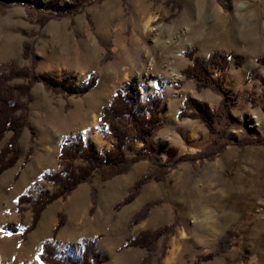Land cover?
Here are the masks:
<instances>
[{"label":"rangeland","instance_id":"rangeland-1","mask_svg":"<svg viewBox=\"0 0 264 264\" xmlns=\"http://www.w3.org/2000/svg\"><path fill=\"white\" fill-rule=\"evenodd\" d=\"M50 1L0 5V67L21 72L9 84L27 85L33 75L57 79L51 88L32 83L27 106L35 136L31 141L29 128L22 129L19 158L0 173V214L7 221L0 225V264H40L37 253L60 215L65 224L55 240L76 263L80 240L97 238L101 264H264V0ZM214 52L216 67L207 63ZM192 65L213 84L198 87L187 78L183 70ZM93 75L96 84L78 93ZM125 83L135 85L139 101L155 100L158 91L162 96L153 154L106 180L93 172L47 204L23 236L21 223L29 226L33 212L29 203L18 205V196L35 183L37 191L54 192L42 175L59 169L64 139L83 142L96 158L115 145L101 113ZM215 85L228 94L221 115ZM193 111L211 114L215 131L191 117ZM11 136L1 139L0 150ZM130 145L129 158L146 152L140 140ZM150 174L164 177L117 207ZM146 205L145 217L132 223ZM167 226L172 233L160 235L152 250L123 248L129 237ZM209 253L214 257L200 260Z\"/></svg>","mask_w":264,"mask_h":264},{"label":"trees","instance_id":"trees-1","mask_svg":"<svg viewBox=\"0 0 264 264\" xmlns=\"http://www.w3.org/2000/svg\"><path fill=\"white\" fill-rule=\"evenodd\" d=\"M13 0H0V5ZM26 1V0H24ZM59 0H51L50 5H54ZM75 1V0H74ZM77 1V0H76ZM59 15V14H58ZM28 45H26V50ZM218 52L212 53L207 63L216 67L218 62ZM18 71L10 69L9 72L0 67V141L5 134L12 131L8 143L0 150V173L12 167L19 158L18 139L24 127H28L31 133V141L35 136V130L28 121V100L29 90L32 83L36 80L42 81L47 87L51 88V84L57 79L48 75H33L31 82L27 85H10L9 80L15 76L20 75ZM183 74L187 78H192L198 87H208L213 84L200 67L195 65L188 66L183 70ZM96 84L95 76H91L86 84L78 89V93H84ZM218 93L222 95L220 103V110L217 114L221 115L228 98V94L223 86L215 85ZM135 85L125 83L122 88L116 90L110 99V102L103 107L101 115V123L105 124L107 131L114 137L116 143L109 149L103 157L96 158L91 150L84 145L83 142L76 143L71 138L64 139L59 146V169L53 173L45 172L42 178L50 180L55 184L53 193L46 191H37L35 187L39 184L35 183L28 191L18 196V205L29 203L32 207V222L29 226H24L22 235L25 236L29 231L33 230L39 220L42 210L47 204L59 197H65L73 191L78 184L86 181L93 172L100 171L103 180L109 179L116 174L126 172L130 165L139 159L149 158L154 152V146L151 138L155 130L161 124V117L159 114V105L162 101L160 92H157L155 100L148 99L147 101H139L136 99ZM25 99V102L22 99ZM189 99L187 103L189 104ZM138 110L145 111V115L138 114ZM147 113L149 114L147 116ZM185 111L180 113L184 116ZM193 118H200L213 133L215 131L213 125V116L203 111H193L190 114ZM130 131L133 132L131 136ZM140 140L143 142V149L146 152H138L134 157L129 158L127 151L133 150L130 141ZM172 151L175 148H171ZM33 146L30 144L28 148V158L31 157ZM171 151V154H172ZM173 156L170 155L169 157ZM28 160V159H27ZM77 161L79 163H77ZM163 175L150 174L137 180L129 195L122 203L117 204L120 207L123 204L130 203L140 192L143 184L150 180H163ZM36 195V196H35ZM96 190L92 187L91 197L93 203L95 202ZM20 208V207H19ZM21 209V208H20ZM93 209V208H92ZM147 205L144 206L132 218V223L139 222L145 217ZM65 224L63 215L59 216V221L53 229L50 239L42 242L40 250L37 253V259L40 264H101V254L97 250V238L89 239L82 238L80 240V261H76L68 254L67 250L59 249L60 242L56 241V234L60 228ZM172 226L157 229L156 231L145 230L140 232L137 236L129 237L124 243L123 248L126 247H142L147 250H152L155 246L157 238L165 233H172ZM225 239L219 245V251L225 249ZM214 257L213 253H209L200 260H209ZM197 261V260H196ZM147 262V258L142 260V263ZM198 262H195L197 264Z\"/></svg>","mask_w":264,"mask_h":264},{"label":"bare ground","instance_id":"bare-ground-1","mask_svg":"<svg viewBox=\"0 0 264 264\" xmlns=\"http://www.w3.org/2000/svg\"><path fill=\"white\" fill-rule=\"evenodd\" d=\"M141 14V13H140ZM141 17V16H140ZM153 17H149L146 21H144V26L143 27H145V29L146 30H148L149 29V27H150V24H151V22L153 21ZM141 20V19H140ZM140 24V23H139ZM5 217V215L4 214H0V225H5V223L7 222L6 220L4 221L3 220V218ZM6 228L7 227H2V229L3 230H6ZM177 249L176 248H174L171 252H170V256L168 257V260H167V263H170L171 262V259H173L174 258V256H175V251H176Z\"/></svg>","mask_w":264,"mask_h":264},{"label":"crops","instance_id":"crops-1","mask_svg":"<svg viewBox=\"0 0 264 264\" xmlns=\"http://www.w3.org/2000/svg\"><path fill=\"white\" fill-rule=\"evenodd\" d=\"M177 251H175V254H176ZM173 260V259H172ZM167 263V262H166Z\"/></svg>","mask_w":264,"mask_h":264},{"label":"snow or ice","instance_id":"snow-or-ice-1","mask_svg":"<svg viewBox=\"0 0 264 264\" xmlns=\"http://www.w3.org/2000/svg\"><path fill=\"white\" fill-rule=\"evenodd\" d=\"M10 234V233H9Z\"/></svg>","mask_w":264,"mask_h":264}]
</instances>
